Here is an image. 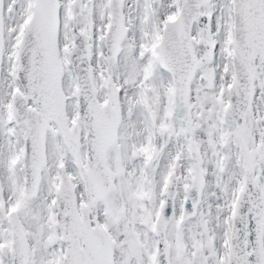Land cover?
<instances>
[{"label":"rangeland","instance_id":"374dc122","mask_svg":"<svg viewBox=\"0 0 264 264\" xmlns=\"http://www.w3.org/2000/svg\"><path fill=\"white\" fill-rule=\"evenodd\" d=\"M17 2L11 20L5 18L8 6ZM33 0H1L0 58V264H11L8 257L10 211L21 229L25 263L54 264L60 259L63 244L54 223L51 204L57 185V165L61 162L69 176L77 207L84 203L82 183L78 180L72 153L60 140L51 119L44 129V165L39 169L36 190L29 198L22 194L20 169L23 132L10 121L8 109L14 90L21 93L14 79L15 53L22 26L31 13ZM71 0H57L59 5L58 51L61 69L60 88L68 125L79 130L77 159L83 162V129L76 121L75 82L65 52L69 50ZM120 13L124 31L113 58L105 56L103 32L108 21L106 0L81 3L75 25L87 36L93 95L97 103L105 101L104 84L109 79L117 89L118 108L114 140L105 150L104 169L109 187L102 198L90 205L88 222L99 225L109 235L111 264H156L153 217L162 201L169 174L179 177L175 184L173 212L163 226L166 264H225L230 212L235 193L241 190L246 166L255 169L257 156L264 155V102L258 83L252 76V98L241 128L229 134L221 120L226 104L231 69L230 0H205L199 12L210 21L208 31L189 27L193 40L211 45L208 58L200 59L187 82L183 105L172 103L170 76L156 63L157 40L163 24L177 14L179 0H160L156 12L151 0H121ZM205 76V87L197 76ZM27 106L34 108L30 100ZM152 125L165 130L166 140L158 161L150 170L144 167L150 154ZM198 157V199L194 214L181 220L180 205L191 180L188 152ZM263 199H264V189ZM264 202V201H263ZM264 223V221H263ZM262 243H264V224Z\"/></svg>","mask_w":264,"mask_h":264},{"label":"water","instance_id":"95a60500","mask_svg":"<svg viewBox=\"0 0 264 264\" xmlns=\"http://www.w3.org/2000/svg\"><path fill=\"white\" fill-rule=\"evenodd\" d=\"M90 0H71L69 25L71 44L65 57L74 77L75 119L84 130L83 162L77 159L79 148V130L76 125H68L64 113V98L60 86L61 69L57 61L58 13L57 0H33L31 13L18 37L14 56V79L21 93L14 90L8 109L10 121L22 126L23 139L20 156V171L23 174L22 194L29 198L36 190L39 169L44 165V129L51 119L59 130L60 140L65 149L73 155L78 180L82 183L83 201L77 207L73 186L64 166L59 162L57 185L52 190L51 204L54 208V223L60 234L63 252L54 264H111L109 235L99 225H90L88 214L93 200L107 193L109 180L104 169V153L114 140V127L118 108L117 89L108 79L104 86L105 101L97 103L92 87L90 49L87 36L75 25L82 4ZM121 0H106L108 21L103 32L104 55L113 58L117 42L123 35V18L120 13ZM205 0H179L177 14L163 24L160 39L157 40L156 63L170 76L172 83V103L183 105L187 81L193 76V69L200 59L210 56L211 45L201 40H193L189 27L208 31L209 19L199 12L198 7ZM160 0H151V10L156 12ZM231 11V78L227 90L226 104L221 110V122L225 132L234 134L243 125L247 108L252 98V76L259 85L258 90L264 102V0H230ZM0 0V15L2 13ZM17 2H13L5 11V18L11 20ZM1 27V19H0ZM0 29V49L2 47ZM1 58V50H0ZM197 84L205 87V76H197ZM30 100L34 108L27 106ZM163 127L152 125V143L150 154L144 167L150 170L159 159L166 135ZM192 177L185 188L180 205V219L194 214L199 193V166L195 150L188 152ZM255 169L246 166L241 171L243 181L241 190L235 194L228 239L225 264H264V243H262L264 221V155L256 157ZM179 177L169 174L164 184L162 201L153 217L152 235L155 240L154 260L156 264H166V242L163 239V226L173 212L175 184ZM8 257L11 264L25 263V246L18 220L13 211L9 213Z\"/></svg>","mask_w":264,"mask_h":264}]
</instances>
